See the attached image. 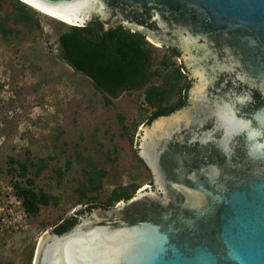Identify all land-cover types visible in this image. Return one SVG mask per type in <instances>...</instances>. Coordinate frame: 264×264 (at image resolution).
Here are the masks:
<instances>
[{"label":"water","instance_id":"1","mask_svg":"<svg viewBox=\"0 0 264 264\" xmlns=\"http://www.w3.org/2000/svg\"><path fill=\"white\" fill-rule=\"evenodd\" d=\"M173 48L186 106L140 125L152 186L47 230L32 264H264V0H19Z\"/></svg>","mask_w":264,"mask_h":264},{"label":"rangeland","instance_id":"2","mask_svg":"<svg viewBox=\"0 0 264 264\" xmlns=\"http://www.w3.org/2000/svg\"><path fill=\"white\" fill-rule=\"evenodd\" d=\"M38 14L40 32L18 27V34L0 37V264H32L42 235L67 214L84 207L85 201L75 205L74 188L82 182L80 172L90 169V164L106 174L101 188L91 194L95 205L114 187L133 183L139 190L152 186L133 150L141 124L129 148L125 137H119L116 119L121 116L129 131L132 123L147 117L148 112H141L140 94H121L112 100V106L104 107L88 80L47 51L46 45L53 44L64 27ZM145 41L160 52L166 48ZM176 63H181L179 58ZM186 77L190 81L187 72ZM75 152L77 161L73 160ZM8 158L31 164L48 158L33 188L55 197L56 203L27 218L13 200L11 181L5 174ZM67 158L72 160L70 169L58 179L53 172H62Z\"/></svg>","mask_w":264,"mask_h":264},{"label":"trees","instance_id":"3","mask_svg":"<svg viewBox=\"0 0 264 264\" xmlns=\"http://www.w3.org/2000/svg\"><path fill=\"white\" fill-rule=\"evenodd\" d=\"M37 16L39 14L36 11L19 0H0V37L18 34V27L27 32H40ZM58 24L64 29L53 44L46 45L47 51L57 61L88 80L91 88L101 95L104 107L112 106V100L121 94H140L141 105L144 106L141 112H148L147 117L132 123L128 131L122 117L116 115L121 132L119 137H125L127 147L131 148L132 135L140 124L149 125L155 118L167 116L186 105L190 81L186 79L182 64L176 63L179 54L175 49L164 48L160 52L148 44L143 35L129 32L120 26L104 29V23L96 17H91L80 27ZM47 160L39 159L38 164H31L28 160L19 162L12 158L6 161L5 174L11 181L12 194L30 219L38 215L41 207L57 201L55 197L33 188V181L47 167ZM73 160H79L78 153H74ZM71 164V158L65 159L63 171L54 170L55 177L60 179ZM90 166V169L80 172L82 182L74 188L75 205H81L84 201L83 206L95 205L96 198L91 194L101 188V180L106 174L92 164ZM138 188L133 183L114 187L96 205L111 208L118 202L128 200Z\"/></svg>","mask_w":264,"mask_h":264},{"label":"bare ground","instance_id":"4","mask_svg":"<svg viewBox=\"0 0 264 264\" xmlns=\"http://www.w3.org/2000/svg\"><path fill=\"white\" fill-rule=\"evenodd\" d=\"M22 3V2H21ZM23 5H25V6H27V7H29L28 5H26V4H24V3H22ZM30 9H32V10H34L33 8H31V7H29ZM34 11H36V10H34ZM37 13H40V12H38V11H36ZM40 14H42V13H40ZM43 15V14H42ZM45 16V15H44ZM46 17H48V16H46ZM48 18H50V17H48ZM50 19H53V18H50ZM54 21H57V20H55V19H53ZM57 22H59V23H61V24H63V25H66V26H72V25H70V24H66V23H62V22H60V21H57Z\"/></svg>","mask_w":264,"mask_h":264},{"label":"built area","instance_id":"5","mask_svg":"<svg viewBox=\"0 0 264 264\" xmlns=\"http://www.w3.org/2000/svg\"><path fill=\"white\" fill-rule=\"evenodd\" d=\"M11 189V188H10ZM11 192H12V190H11ZM12 196H13V194H12ZM14 197V196H13ZM13 200L20 206V203H19V201L14 197L13 198ZM21 208V207H20ZM22 210V209H21ZM23 212V211H22ZM24 213V212H23Z\"/></svg>","mask_w":264,"mask_h":264}]
</instances>
